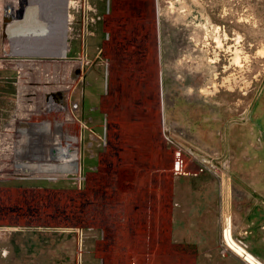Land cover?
Returning <instances> with one entry per match:
<instances>
[{
  "label": "rangeland",
  "instance_id": "374dc122",
  "mask_svg": "<svg viewBox=\"0 0 264 264\" xmlns=\"http://www.w3.org/2000/svg\"><path fill=\"white\" fill-rule=\"evenodd\" d=\"M17 57L39 58L31 91L53 111L17 123L9 159L0 144V264H163L134 253L176 145L264 181V0H0V138ZM227 218L197 264H248L222 252Z\"/></svg>",
  "mask_w": 264,
  "mask_h": 264
},
{
  "label": "crops",
  "instance_id": "0c3cea01",
  "mask_svg": "<svg viewBox=\"0 0 264 264\" xmlns=\"http://www.w3.org/2000/svg\"><path fill=\"white\" fill-rule=\"evenodd\" d=\"M229 167L222 179L212 175L198 178H175L171 191L161 186L152 187L151 206L158 208L157 216L148 218L141 243L135 244L134 255L163 258H218V246L221 241L220 218H231L232 228L238 236L244 238L255 255L264 258V190L263 173L253 167ZM117 233L111 236L110 251L112 258L122 259L128 253L130 240ZM234 235V233H233ZM258 258V257H257ZM259 259V258H258ZM262 259V258H261ZM119 261V260H117ZM225 261L234 262L230 257ZM177 264V263H173Z\"/></svg>",
  "mask_w": 264,
  "mask_h": 264
},
{
  "label": "built area",
  "instance_id": "2783aa9c",
  "mask_svg": "<svg viewBox=\"0 0 264 264\" xmlns=\"http://www.w3.org/2000/svg\"><path fill=\"white\" fill-rule=\"evenodd\" d=\"M30 59H39L32 57H21L14 58L18 61V80H17V107L14 113L11 115L8 124L5 126V130L1 133L0 144L2 145V156H12L13 144L16 142V125L18 122L30 119L36 115H41L42 113H51L53 110L48 109L49 102L51 100V95L48 102H44L43 97L41 98L35 93H32L31 88L33 87V81L28 69H35L38 65L32 63ZM37 61V60H36ZM20 62H25L29 66L27 68H22ZM39 98H37V96ZM44 106V107H43ZM40 108V109H39ZM18 129V128H17ZM3 158V157H2ZM7 159V158H4ZM228 161H220L219 158L212 155L199 152L192 148H184L180 145L175 146L174 150V160L172 165V175L174 178H198L202 175H212L218 179H222L225 173L229 169ZM226 226V224H225ZM225 227L223 229V249L222 252L227 254L232 251L224 241ZM234 236V235H233ZM235 238V237H234ZM237 243L249 251L244 239H236ZM234 252V251H232ZM250 252V251H249ZM235 253V252H234ZM237 254V253H236ZM238 255V254H237ZM241 257V256H240ZM243 258V257H241ZM244 259V258H243ZM245 261V260H244ZM246 262V261H245Z\"/></svg>",
  "mask_w": 264,
  "mask_h": 264
},
{
  "label": "bare ground",
  "instance_id": "6f19581e",
  "mask_svg": "<svg viewBox=\"0 0 264 264\" xmlns=\"http://www.w3.org/2000/svg\"><path fill=\"white\" fill-rule=\"evenodd\" d=\"M27 66V65H26ZM69 66V64H68ZM72 66V65H71ZM224 241L226 245L239 256L243 257L248 264H264L260 259H258L254 254L246 250L244 247L240 246L233 236V228L231 218L226 219L225 226V236Z\"/></svg>",
  "mask_w": 264,
  "mask_h": 264
},
{
  "label": "water",
  "instance_id": "95a60500",
  "mask_svg": "<svg viewBox=\"0 0 264 264\" xmlns=\"http://www.w3.org/2000/svg\"><path fill=\"white\" fill-rule=\"evenodd\" d=\"M10 10L12 11L13 9H11L10 8ZM63 17H64V25H65V28H66V30H67V21H66V19H67V11H66V13H63Z\"/></svg>",
  "mask_w": 264,
  "mask_h": 264
}]
</instances>
